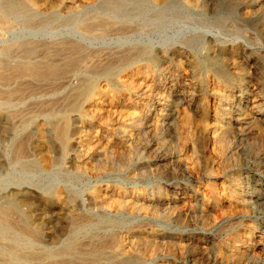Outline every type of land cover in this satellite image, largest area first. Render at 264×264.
<instances>
[{"label": "rangeland", "instance_id": "1", "mask_svg": "<svg viewBox=\"0 0 264 264\" xmlns=\"http://www.w3.org/2000/svg\"><path fill=\"white\" fill-rule=\"evenodd\" d=\"M32 1L0 0V264H264V0Z\"/></svg>", "mask_w": 264, "mask_h": 264}, {"label": "bare ground", "instance_id": "2", "mask_svg": "<svg viewBox=\"0 0 264 264\" xmlns=\"http://www.w3.org/2000/svg\"><path fill=\"white\" fill-rule=\"evenodd\" d=\"M31 1V3L33 2L32 0H30ZM63 1V0H62ZM38 10V9H37ZM39 11V10H38ZM122 20V19H121ZM102 22V21H101ZM105 23V22H104ZM105 26V25H104ZM125 43V42H124ZM70 45V44H69ZM80 52H82V51H80ZM56 53V52H55ZM149 53V50L147 49V48H137L136 49V51H135V55H142V54H148ZM61 54V53H60ZM89 54V53H88ZM95 54V53H94ZM58 55V54H57ZM122 55V54H121ZM121 55H119V56H121ZM113 56V55H112ZM111 56V57H112ZM58 57V56H57ZM64 57V56H63ZM128 57V56H127ZM87 58H88V56H87ZM57 59V58H56ZM87 60V59H86ZM85 60V61H86ZM127 62V61H126ZM129 62H132V60L131 61H129ZM127 64V63H126ZM16 65V64H15ZM74 65V64H73ZM40 66H43V65H40ZM38 67H39V65H38ZM37 67V68H38ZM71 67V66H70ZM13 69V68H12ZM18 69V68H17ZM71 69V68H70ZM80 69V68H79ZM15 70V69H14ZM5 71V70H4ZM48 72H50L53 76H55V77H60V76H62V75H64L60 70H58V69H49V70H47ZM67 71V70H66ZM6 72V71H5ZM17 73V72H16ZM83 73V72H82ZM109 73V72H108ZM76 74V73H75ZM110 74V73H109ZM26 75V74H25ZM35 75V74H34ZM38 75V74H37ZM82 75V74H81ZM3 76V75H2ZM36 76V75H35ZM74 76V75H73ZM1 77V76H0ZM81 77V76H80ZM70 79V78H69ZM72 79V78H71ZM3 80V79H2ZM7 80V79H6ZM67 80V79H66ZM4 81V80H3ZM59 81V80H58ZM57 81V82H58ZM61 81V80H60ZM62 82V81H61ZM60 83V82H59ZM83 83V82H82ZM94 83L95 82H93L92 80H89V82L86 84V85H84L80 90H78L77 91V93H76V98L78 99V98H81V97H85V96H87V95H89V93L91 92V93H93L91 90L92 89H94L93 88V86H94ZM62 84V83H61ZM64 84V83H63ZM70 84V83H69ZM76 84V83H75ZM66 85V84H65ZM64 85V86H65ZM63 86V87H64ZM76 87V86H75ZM78 87H76V89H77ZM67 89V88H66ZM69 89V88H68ZM71 89H72V87H71ZM74 90V89H73ZM71 92V91H70ZM67 93V92H66ZM92 97V96H91ZM88 98V97H87ZM70 99H71V96H70ZM67 100H68V98H67ZM84 100V99H83ZM92 100V99H91ZM69 101V100H68ZM82 101V100H81ZM66 102V101H65ZM77 102V101H76ZM84 102H85V100H84ZM94 102V101H93ZM69 103V102H68ZM67 104V103H66ZM88 104V103H87ZM79 105V104H78ZM97 106V105H96ZM72 107L73 108H75L76 107V104H73L72 105ZM72 108V109H73ZM93 110V109H92ZM66 111V110H65ZM64 112V111H63ZM78 112V111H77ZM57 113H58V111H57ZM56 113V114H57ZM78 113H80V112H78ZM51 114V113H50ZM55 114V115H56ZM68 114V113H67ZM92 114V113H91ZM80 115V114H79ZM84 116V115H83ZM92 116V115H91ZM52 117V116H51ZM61 123V122H60ZM55 124L54 125V132L56 133V136L58 137V139H61V140H65V137H66V134H67V132H66V126H65V124L63 123V124ZM70 124V123H69ZM66 125H68V123L66 124ZM68 127V126H67ZM69 129V128H68ZM53 132V131H52ZM55 136V135H54ZM45 140V139H44ZM55 141V140H54ZM67 141H69V139L67 140ZM66 144V143H65ZM62 145V144H61ZM63 146V145H62ZM64 147V146H63ZM62 153V152H61ZM66 153V152H65ZM22 154V153H21ZM64 155V154H63ZM49 158V157H48ZM50 161V160H49ZM12 206V205H11ZM10 228V227H9ZM33 228V227H32ZM3 231V230H2ZM10 234V233H9ZM19 235H20V233H19ZM3 236L5 237V236H8V233H6V232H3ZM28 237V236H27ZM9 240V239H8ZM15 240V239H14ZM13 242V241H12ZM102 244V243H101ZM20 245V244H19ZM100 246V245H99ZM30 247V246H29ZM96 247V246H95ZM99 248V247H98ZM40 261V260H39ZM17 262V261H16ZM50 263V262H49ZM32 264V263H31Z\"/></svg>", "mask_w": 264, "mask_h": 264}]
</instances>
